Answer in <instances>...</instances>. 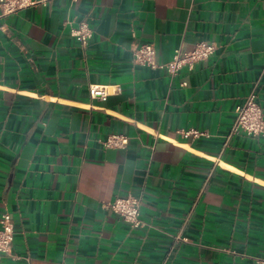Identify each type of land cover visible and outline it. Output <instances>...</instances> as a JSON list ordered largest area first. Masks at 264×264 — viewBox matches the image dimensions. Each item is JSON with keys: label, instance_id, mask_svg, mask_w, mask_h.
I'll use <instances>...</instances> for the list:
<instances>
[{"label": "crops", "instance_id": "0c3cea01", "mask_svg": "<svg viewBox=\"0 0 264 264\" xmlns=\"http://www.w3.org/2000/svg\"><path fill=\"white\" fill-rule=\"evenodd\" d=\"M200 41L215 53L175 75L133 61L135 42L165 64ZM253 91L264 111V0H44L1 17L0 219L14 240L0 264H255L264 134H232ZM113 133L129 143L104 148ZM129 193L145 226L106 206Z\"/></svg>", "mask_w": 264, "mask_h": 264}, {"label": "built area", "instance_id": "2783aa9c", "mask_svg": "<svg viewBox=\"0 0 264 264\" xmlns=\"http://www.w3.org/2000/svg\"><path fill=\"white\" fill-rule=\"evenodd\" d=\"M44 0H0V18L17 12L18 10L33 6ZM72 35L84 47L89 43L93 30L86 22L72 29ZM217 45L211 41H200L189 50L178 49L173 59L165 64H158L155 60L156 49L152 43L132 44L133 61L137 65L161 68L172 75L177 74L184 66L194 69L196 63L209 59L216 51ZM109 87L103 84H90V92L94 98H105L109 94ZM119 92L120 88H116ZM243 131L248 135L260 136L264 134V111L256 100V93L251 92L245 101L236 106V119L232 128V134ZM197 135L200 132H195ZM104 148H122L129 143V137L125 134L113 133L106 138L98 140ZM106 206L120 215L133 227H142L147 223L142 217V198L133 194L117 196ZM11 215L7 212L0 219V252L11 255L14 240V228L11 224ZM179 240L188 241L181 235L174 236L175 243ZM255 264H264V257L255 256Z\"/></svg>", "mask_w": 264, "mask_h": 264}]
</instances>
